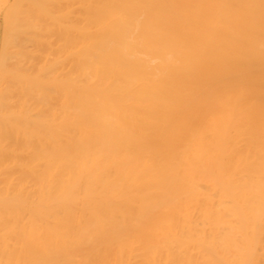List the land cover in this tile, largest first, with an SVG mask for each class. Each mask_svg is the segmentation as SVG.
I'll use <instances>...</instances> for the list:
<instances>
[{"label":"bare ground","instance_id":"bare-ground-1","mask_svg":"<svg viewBox=\"0 0 264 264\" xmlns=\"http://www.w3.org/2000/svg\"><path fill=\"white\" fill-rule=\"evenodd\" d=\"M0 264H264V0H0Z\"/></svg>","mask_w":264,"mask_h":264}]
</instances>
